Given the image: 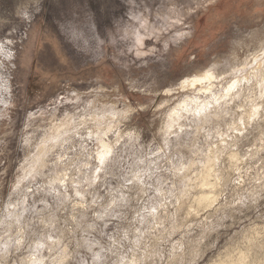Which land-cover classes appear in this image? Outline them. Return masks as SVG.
<instances>
[{
  "label": "rangeland",
  "instance_id": "obj_1",
  "mask_svg": "<svg viewBox=\"0 0 264 264\" xmlns=\"http://www.w3.org/2000/svg\"><path fill=\"white\" fill-rule=\"evenodd\" d=\"M241 252L264 264V0H0V264Z\"/></svg>",
  "mask_w": 264,
  "mask_h": 264
},
{
  "label": "bare ground",
  "instance_id": "obj_2",
  "mask_svg": "<svg viewBox=\"0 0 264 264\" xmlns=\"http://www.w3.org/2000/svg\"><path fill=\"white\" fill-rule=\"evenodd\" d=\"M207 77V79H212L213 77L212 76H210V75H207L206 76ZM210 81V80H209ZM233 88V86L230 88V89H232ZM176 115V114H175ZM213 174V173H212ZM210 177H211V170H209V171H207V174H205L204 175V180H203V182L201 183L202 185H203V187H205V186H208V185H210L211 183H210ZM213 184V183H212ZM215 184V183H214ZM217 184V183H216ZM215 184V185H216ZM214 185V186H215ZM218 186V185H217ZM211 187H213V186H211ZM214 190V189H213ZM211 194V193H210ZM216 197V196H215ZM212 201H214V197L213 196H211V195H207V194H205L204 196H201V198L199 199V201H198V203H199V205H206V204H210ZM257 234V233H256ZM253 244H255L256 245V243H253ZM244 248H246V247H244ZM237 249H239V248H237ZM255 250V249H254ZM249 251V250H248ZM252 251V250H251ZM256 252V251H255ZM232 255V254H231ZM236 256V255H235ZM249 253L247 252H241V253H239V255L237 254V256L236 257H234V258H230L227 262H223L222 264H248V261H249ZM229 257V256H228ZM251 257H252V255H251ZM252 259V258H251ZM250 259V260H251ZM257 259V258H256ZM225 261V260H224ZM253 263V262H252Z\"/></svg>",
  "mask_w": 264,
  "mask_h": 264
}]
</instances>
